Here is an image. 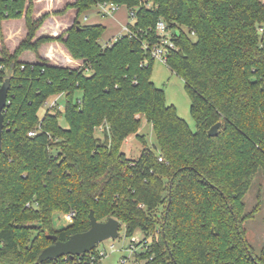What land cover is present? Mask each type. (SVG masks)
<instances>
[{
    "label": "trees",
    "instance_id": "obj_1",
    "mask_svg": "<svg viewBox=\"0 0 264 264\" xmlns=\"http://www.w3.org/2000/svg\"><path fill=\"white\" fill-rule=\"evenodd\" d=\"M103 2L135 14L131 33L111 45L100 43L105 28L79 22ZM70 8L77 17L66 39H36L49 15L34 18L33 0H0V22L24 17L27 29L13 53L0 51V83L12 70L0 152V264H36L54 244L48 235L65 242L88 231L91 211L99 222L125 224L127 237L141 230L151 238L138 258L146 264H264V249L253 253L243 227V199L264 173V0H76ZM160 20L175 44L166 65L184 82L196 131L152 80L155 59L144 44L159 43ZM52 41L82 67L51 65L39 48ZM24 51L36 62L20 61ZM58 96L64 110L48 107L40 118ZM143 118L156 151L138 134ZM132 135L145 144L136 160L122 152ZM59 212L74 213L73 221L55 230ZM91 255L102 259L96 248L42 264H90Z\"/></svg>",
    "mask_w": 264,
    "mask_h": 264
},
{
    "label": "rangeland",
    "instance_id": "obj_2",
    "mask_svg": "<svg viewBox=\"0 0 264 264\" xmlns=\"http://www.w3.org/2000/svg\"><path fill=\"white\" fill-rule=\"evenodd\" d=\"M45 2L41 3V7H44ZM44 4V5H43ZM34 12L33 17L39 18L45 14L49 15L42 27L37 31L36 39L40 37H52L57 38L63 36L67 38V31L73 27L75 20L72 22L75 11H70L73 8L66 10L67 6L61 5L58 8H53L51 12H41L40 16H36V6L33 0ZM60 7V8H59ZM42 8H38L39 10ZM75 10V9H74ZM61 12V14H57ZM69 18V19H68ZM68 22L69 25H65ZM79 22L82 26H95L99 25L105 28L100 43L102 45H111L109 43L114 41L115 37L125 34L124 27L133 25L135 21L131 18L129 9L126 6H119L118 10L113 16L103 15L98 5L93 6L88 11L84 12L79 17ZM27 29L25 26V18H10L0 22V51L6 49L9 53H13L20 43L26 38ZM54 45L52 47L51 45ZM44 53H50L51 58H46L51 65L59 68H71L76 69L82 67L83 60L72 58L63 43L59 41H52L44 43L39 48ZM76 62H72L71 58ZM35 54L31 51H24L21 53L19 60L27 62L30 59H34ZM30 63V62H28ZM152 80L158 88H162L165 91L166 102L168 105H174L177 109L178 115L184 119L193 131H196V124L191 115L190 98L185 90L184 82L181 78L171 72L167 65L161 60H155ZM77 98L82 97V93H77ZM56 97L49 99V103L54 101ZM66 99L64 96L59 97L58 104L64 110ZM49 107V106H48ZM46 105L39 112V117L42 118L48 110ZM50 108V107H49ZM59 123L63 128H68V122L65 117L59 119ZM100 130L97 129L96 134L102 136ZM139 135L144 136L145 144L156 151L157 141L153 132L151 124H149L145 118L142 119ZM145 144L133 136L128 143H124L122 152H124L128 159H138L145 148ZM245 208L244 215L248 216L244 221L243 227L246 232V238L251 246L253 253L256 256H260L264 249V173L260 172L251 189L243 199ZM72 213H56L53 217V228L60 230L70 225L73 219L70 221L68 217ZM106 221V220H105ZM135 237L138 240H143L145 235L141 230H137L132 237L126 236V226L121 223L120 237L117 239H110L102 242L98 249L104 251L106 255L101 259L99 264H124L123 259L129 257L130 253L127 251L131 244V241ZM151 238H148V241ZM88 264V263H85ZM91 264V263H90ZM143 264V261H142Z\"/></svg>",
    "mask_w": 264,
    "mask_h": 264
},
{
    "label": "water",
    "instance_id": "obj_3",
    "mask_svg": "<svg viewBox=\"0 0 264 264\" xmlns=\"http://www.w3.org/2000/svg\"><path fill=\"white\" fill-rule=\"evenodd\" d=\"M12 70L8 71V77L0 88V152L3 148L4 110L8 103V93L11 83ZM221 124L212 127L208 133L210 137H216ZM90 229L83 233L72 235L67 241H59L56 235H48L47 238L54 241L43 250L36 264H42L49 260H56L70 256L75 258L95 250L102 242L120 237V223L114 218L99 222L94 211L90 213Z\"/></svg>",
    "mask_w": 264,
    "mask_h": 264
},
{
    "label": "built area",
    "instance_id": "obj_4",
    "mask_svg": "<svg viewBox=\"0 0 264 264\" xmlns=\"http://www.w3.org/2000/svg\"><path fill=\"white\" fill-rule=\"evenodd\" d=\"M98 7H99L100 12L105 16H113L119 8V6L117 4H114L112 2L100 3V4H98ZM130 16H131V18H134L135 14L133 12H131ZM157 31L159 34V43L153 47H150V45L148 43H145L144 49H146V50L150 49L151 55L155 60H161L166 64L167 55H168L169 51L171 49L175 48V44L172 40V32L168 29L167 24L163 20H160L157 23ZM124 32H125V34L131 33V31L128 27L124 28ZM3 83H0V88H1ZM59 97L60 96H58L51 103L47 102L45 105L47 107L48 106L49 107L58 106ZM98 130L103 132L104 127L101 126ZM34 134H35V131L34 132L32 131L29 133L30 136H33ZM159 161H162V158H159ZM73 216H74V213L70 214L68 219L71 221L73 219ZM144 240L145 239L138 240L135 237H133V240L131 241L129 249L127 250L130 253V256L125 257L123 259L124 264H142V261H143V264H146L148 262V260L138 259L139 254L147 252V250L149 249V246L151 244V240H149V241H148V239H146V241H144ZM97 249H98V247H97ZM98 254L101 258H103L106 255V253L100 249H98ZM90 259H91V264H99V262L96 261L95 255H91ZM152 260H153V258H151L149 261H152Z\"/></svg>",
    "mask_w": 264,
    "mask_h": 264
},
{
    "label": "crops",
    "instance_id": "obj_5",
    "mask_svg": "<svg viewBox=\"0 0 264 264\" xmlns=\"http://www.w3.org/2000/svg\"><path fill=\"white\" fill-rule=\"evenodd\" d=\"M45 2L43 5H44V7L42 8L41 7V3L42 2ZM76 2V0H34V3H35V6H36V16L38 17V16H40V14H41V12L44 10V12H51L52 10H53V8H58V6H61V5H64V6H68V5H71V4H73V3H75ZM38 8H42V9H38ZM60 8V7H59ZM71 12L72 11H75V13H74V15H73V17L71 18V20H72V22L76 19V17H77V11L76 10H74V9H72V10H70ZM69 19V18H68ZM66 26L67 25H69L68 24V22H66V24H65ZM125 27H128V26H125ZM124 27V28H125ZM122 35H124V34H122ZM122 35H120V36H122ZM119 37V36H118ZM118 37H115L114 38V41L118 38ZM114 41H111V42H109V43H112V42H114ZM52 47H54L55 46V44L53 45H51ZM40 55L42 56V57H46V58H51V55H50V53L48 54V53H44V50L42 49L41 51H40ZM71 58V57H70ZM70 60H72V62H76L74 59H70ZM27 62H30V63H34V62H36V58H34V59H30V60H28ZM133 136H135V135H132V136H130L124 143H128L130 140H131V138L133 137ZM124 145V144H123Z\"/></svg>",
    "mask_w": 264,
    "mask_h": 264
}]
</instances>
